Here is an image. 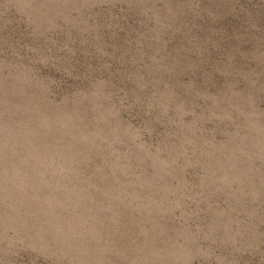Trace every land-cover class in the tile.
I'll list each match as a JSON object with an SVG mask.
<instances>
[{"label":"rangeland","instance_id":"obj_1","mask_svg":"<svg viewBox=\"0 0 264 264\" xmlns=\"http://www.w3.org/2000/svg\"><path fill=\"white\" fill-rule=\"evenodd\" d=\"M0 264H264V0H0Z\"/></svg>","mask_w":264,"mask_h":264}]
</instances>
